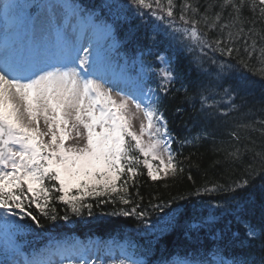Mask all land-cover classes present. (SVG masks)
I'll return each mask as SVG.
<instances>
[{
  "label": "snow or ice",
  "instance_id": "obj_1",
  "mask_svg": "<svg viewBox=\"0 0 264 264\" xmlns=\"http://www.w3.org/2000/svg\"><path fill=\"white\" fill-rule=\"evenodd\" d=\"M228 4L239 15L244 0H240L239 4L235 0H225L222 7ZM259 4L264 5V0H259ZM4 7L7 10L10 5ZM48 7L55 9L58 5ZM59 7L70 9L73 16H78L81 11L75 5ZM108 7L131 12L132 17L140 21L137 28L147 29L150 25V33L145 38L152 46L165 45L164 52L156 57L161 67L146 68L142 87L133 91L122 89L119 97L113 96L112 89L106 87L108 81L99 72L106 60V53L91 41L85 47L82 43L83 29L77 30L70 22L62 23L52 17L49 27L34 23L28 43L15 46L6 43L0 48V233L5 238L0 264H52L49 259L40 258L39 254L32 259L16 258L24 254L15 244V237L41 226L38 216L33 214V204L44 216L57 219L55 214L50 215L51 209L47 203H37L27 196V193H34L45 180L58 182L59 187L56 183L52 184L53 191L62 193L56 199L70 206L77 215L87 208L88 216H92L93 205L86 204V198L107 196L111 199L112 194L123 193L119 197L120 202L132 206L118 214L135 216L144 224L149 223L146 219L148 211L140 202L133 204L128 198L129 186L135 183V177L140 174L139 168L143 166L153 181L183 171L176 160L179 153L172 148L177 137L169 130L163 108V98L177 79L174 61L165 54L172 47L177 34L187 36L200 46L201 51L207 47L229 57L234 51L239 52L234 44L243 36L247 55L252 57L257 51L256 39L248 43L252 36L258 35L254 26L247 32L242 27L235 34L229 32L227 38L212 42L206 40L198 30L199 21L186 15L189 10L193 15L198 11L187 0H183L179 6L178 19L175 0H166V3L163 0H125L123 4H110ZM260 12L264 13V8ZM116 18L128 19L127 16L122 17L120 11H117ZM87 19L89 24L97 27L92 15ZM53 20H56L55 27H52ZM64 20L69 21V17L66 16ZM211 27L215 28V24ZM103 28L109 36L113 34L112 25L105 23ZM259 53L264 58V47L259 49ZM261 62L264 63V59ZM140 63L143 67L142 56ZM211 63L216 67L201 70V76L209 83L204 90L210 92L214 88H223L224 95L232 98L244 86L246 76L230 72L233 65L218 64L216 61ZM240 63L247 69L248 65L243 60ZM152 77H156L155 88L148 86ZM225 83H228L226 88ZM201 98L204 101L209 99L203 94ZM134 120L140 121L138 129ZM231 136L239 140L236 132H232ZM69 140L84 142L66 143ZM189 142L187 138L179 141L181 145ZM239 154L240 148L237 147L229 156L237 158ZM256 155L264 162V153L257 152ZM122 177L126 179L121 180ZM247 184L248 180L244 179L234 186L221 188L213 185L203 190L233 192L235 188ZM73 188L78 189V195H69ZM42 190L46 194L49 191L46 188ZM139 200L142 201L143 197H139ZM149 203L151 208L163 211V205ZM212 209L203 215L194 208L185 227L188 230L208 228L217 240H221L222 231L214 230L216 221L225 214L239 219L241 206H233L232 201L228 200L213 205ZM166 215L167 224L171 226L177 223V217L182 213L172 210ZM63 219L68 220L69 217L65 215ZM152 227L155 228L156 224ZM245 237L249 240L264 237V229L258 231L255 226L246 223ZM260 251L264 253V239ZM208 257L185 259L180 264H264V254L255 259L251 254L226 256L219 245L209 250ZM118 264H142V261L128 258L120 260Z\"/></svg>",
  "mask_w": 264,
  "mask_h": 264
},
{
  "label": "trees",
  "instance_id": "obj_2",
  "mask_svg": "<svg viewBox=\"0 0 264 264\" xmlns=\"http://www.w3.org/2000/svg\"><path fill=\"white\" fill-rule=\"evenodd\" d=\"M77 1L81 4L82 14H90L113 25L114 33L109 41L114 40L116 49L114 53L110 50L106 53L114 63L124 64L125 72H130L134 78H141L143 82L146 68L161 67L156 57L164 52L165 45L152 46L145 38L150 33V25L147 29L137 28L140 21L133 18L131 12L108 7L110 4H123L125 0ZM163 2L166 3V0ZM182 2L175 0L177 19ZM187 2L198 11L193 15L189 10L186 15L189 19L199 21L198 30L206 40L212 42L227 38L229 32L235 34L241 27L247 32L254 26L258 35L252 36L248 43L256 39L257 51L252 57L247 55L243 36L235 41L234 47L239 52L234 51L231 57L207 47L201 51L200 46L187 36L177 34L172 41V47L165 54L174 61L177 79L163 98V108L169 121V130L177 137L173 146L179 153L176 160L183 171L153 181L143 166L139 168L140 174L135 177V183L129 186L128 198L133 204L140 202L148 211L146 219L149 223L144 224L135 216L118 214L132 206L120 202L119 197L123 193L112 194L111 199L107 196L86 198L84 202L93 205L92 216H88L87 208L77 215L70 206L56 199L62 193L53 191L52 184L56 183L59 187L58 182L45 180L43 185H38L34 193H27V196L37 203H47L51 209L50 215L55 214L57 219L44 216L33 204V214L38 216L41 226L18 234L21 244L36 248L46 245L53 238L63 240L76 236L84 240L100 238L104 243L120 240L126 242L129 252L142 264H176L185 259L209 258V250L216 245L223 249L226 256L251 254L255 259L264 254L260 251L264 237L255 240L245 237L246 223L255 226L258 231L264 229V162L256 155L257 152L264 153V71H261L264 69V63L261 62L264 58L259 53V49L264 47V13L260 12L264 5H260L259 0H244L238 15L231 4L222 7L225 0ZM235 3L239 4L240 0H235ZM31 11L34 12V9ZM117 11L128 19H117ZM213 24L215 28L211 27ZM107 45L109 47L110 43L107 42ZM241 60L248 65L247 69L241 65ZM212 61L233 65L230 72L246 76L244 86L232 98L224 95L223 88H214L210 92L204 90L209 87V83L201 76V70L215 68ZM228 83L224 84L225 88ZM148 86L156 87V77L148 81ZM202 94L209 99L202 100ZM178 108L181 111L178 112ZM232 132H236L239 140L231 136ZM193 137L198 138L193 140ZM185 138L190 142L181 145L179 141ZM237 147L240 148L238 157H230L229 153ZM244 179L248 180V184L235 188L233 192L203 190L213 185L221 188L234 186ZM45 188L49 190L47 194L42 190ZM137 192L139 197H143L142 201ZM78 194L75 188L69 192L70 196ZM101 200L107 202L100 203ZM228 200L232 201L233 206L240 205L241 211L239 219L229 214L219 216L214 230L222 231L221 240H217L208 228L188 230L185 227L194 208L207 215L213 210V205ZM149 202L163 205V211L151 208ZM172 210L182 215L177 217L176 224L169 226L166 213ZM65 215L69 217L68 220L63 219ZM153 224H156L155 228ZM132 244L135 248L131 247Z\"/></svg>",
  "mask_w": 264,
  "mask_h": 264
},
{
  "label": "rangeland",
  "instance_id": "obj_3",
  "mask_svg": "<svg viewBox=\"0 0 264 264\" xmlns=\"http://www.w3.org/2000/svg\"><path fill=\"white\" fill-rule=\"evenodd\" d=\"M12 3L14 2L17 6V8L14 7V3L10 4V10H11V20H12V24L13 27L11 28L10 34H12V42L13 44H17L18 42L20 43H28L31 40V36H32V31H33V24L36 23L37 26H43V27H49V19L52 17H56L60 22L62 23H68L70 22L73 26H75L77 28V30L83 29V39H82V43L85 47L88 46L89 41L93 42V44L95 46H97V42L101 37V28L98 27V25L95 23V25H97V27H94L93 25L87 23L88 20H82V21H78V16H74L71 14L70 9L64 8V7H59L60 5H64V3H62L61 1H46L43 5L42 10H40L39 12H37L35 15H31L27 9H25L22 6V2L24 0H10ZM58 5V7H56L55 9H52L50 7H48V5ZM69 17V21H65L64 18L65 17ZM73 19H70V18ZM9 17H5L2 20V17L0 16V26L2 27V24H5L6 21H8ZM38 18V19H37ZM56 24V20H53V24L52 27H55ZM85 26H87V30H85ZM3 35L0 36V41ZM105 63V62H104ZM102 64L99 68V72L102 73H106L108 74V78L105 79L106 81H108V83L106 84V87L111 88L112 89V94L113 96L119 97V95L121 94V90L119 89H124V90H129V91H133L136 90L138 88L134 87V86H129L126 84L125 81H122L121 78L114 76L112 74H109L108 70H107V65ZM122 81V82H121ZM132 88V90H131ZM136 126V128H139V120H134L133 122ZM145 139H147V137H145ZM83 140H69L66 143L72 144V143H79V144H83ZM0 238L4 239V236L2 233H0ZM54 248H52V250H50V252L46 253V256H44L45 254L40 253V258L43 259H49L52 264L53 263H59V264H63L66 263L65 261H69L70 264H82V261L79 257V254L76 252V249H71L69 252H64L63 248L64 245L60 244L59 242H54L53 243ZM121 245H118L117 247L115 246L113 249L114 254H117L125 251L124 247L122 245V247H120ZM97 254V245L95 247V253H91L90 255V263L91 264H104V260L100 258H97L96 256ZM92 256V259H91ZM11 258V257H10ZM20 260L21 257H17ZM0 259H2V253H0ZM72 260V261H71ZM107 263V262H106ZM105 263V264H106Z\"/></svg>",
  "mask_w": 264,
  "mask_h": 264
},
{
  "label": "bare ground",
  "instance_id": "obj_4",
  "mask_svg": "<svg viewBox=\"0 0 264 264\" xmlns=\"http://www.w3.org/2000/svg\"><path fill=\"white\" fill-rule=\"evenodd\" d=\"M3 13V11L2 10H0V15ZM0 33H3V34H5L6 33V29H2V27H0ZM18 43H20V42H18ZM17 43V44H18ZM16 45V44H15ZM14 45V46H15ZM0 48H2V47H0ZM17 258V257H16ZM18 259V258H17Z\"/></svg>",
  "mask_w": 264,
  "mask_h": 264
}]
</instances>
